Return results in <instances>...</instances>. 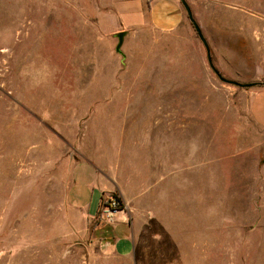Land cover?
Segmentation results:
<instances>
[{"label": "rangeland", "instance_id": "1", "mask_svg": "<svg viewBox=\"0 0 264 264\" xmlns=\"http://www.w3.org/2000/svg\"><path fill=\"white\" fill-rule=\"evenodd\" d=\"M109 1L0 0V264H264V0H186L215 69L250 88L218 80L186 13L107 52ZM82 153L116 177L125 256L66 203Z\"/></svg>", "mask_w": 264, "mask_h": 264}, {"label": "crops", "instance_id": "2", "mask_svg": "<svg viewBox=\"0 0 264 264\" xmlns=\"http://www.w3.org/2000/svg\"><path fill=\"white\" fill-rule=\"evenodd\" d=\"M95 16V27L107 45V52H111L112 47L115 49V35L121 31L130 36L143 25H148L157 32L171 33L183 25L186 19L179 0H111L104 11ZM107 79H111L108 73ZM112 91L111 87H107V97L109 94L111 96ZM249 95L252 103L249 102L250 117L264 129V86L253 87ZM110 125L111 121H108L107 128H113ZM104 160L98 153L94 157L82 153L76 160L72 159L65 199L82 222L92 224L91 233L100 241L105 252L125 256L132 250L130 219L123 210L116 213L114 222L110 224L99 216L102 201L112 195L118 196L119 190L110 164L107 166Z\"/></svg>", "mask_w": 264, "mask_h": 264}, {"label": "water", "instance_id": "3", "mask_svg": "<svg viewBox=\"0 0 264 264\" xmlns=\"http://www.w3.org/2000/svg\"><path fill=\"white\" fill-rule=\"evenodd\" d=\"M180 4L182 5L186 16L189 20V22L191 23V25L194 28V31L196 32V35L198 37V39L200 40V42L202 43L204 49H205V53H206V59H207V63L209 65V68L211 69V71L216 75V77L218 78V80L224 84H228V85H233V86H237L240 88H250L252 87L254 84H241V83H237L235 81H231V80H227L225 78H223L219 72L215 69V67L213 66L212 63V59H211V55H210V50H209V46L205 40V38L203 37L200 28L197 26V24L195 23L193 17H192V13L190 10L189 5L187 4L186 0H179ZM127 36V32L123 31V32H119L118 34L115 35V38L117 39V43L115 46V53L122 55L121 52V47L123 45V41L124 38Z\"/></svg>", "mask_w": 264, "mask_h": 264}, {"label": "built area", "instance_id": "4", "mask_svg": "<svg viewBox=\"0 0 264 264\" xmlns=\"http://www.w3.org/2000/svg\"><path fill=\"white\" fill-rule=\"evenodd\" d=\"M107 206L103 207L99 213L100 219L107 223H113L116 213L121 212V203L117 198L110 196L107 200Z\"/></svg>", "mask_w": 264, "mask_h": 264}, {"label": "trees", "instance_id": "5", "mask_svg": "<svg viewBox=\"0 0 264 264\" xmlns=\"http://www.w3.org/2000/svg\"><path fill=\"white\" fill-rule=\"evenodd\" d=\"M256 87H262V86H264V83H258V84H256L255 85ZM113 197H115V198H117L115 195H112ZM117 200L120 202V200L117 198ZM107 206V201H102V203H101V207H100V211H101V209L103 208V207H106ZM100 211H99V213H100Z\"/></svg>", "mask_w": 264, "mask_h": 264}]
</instances>
